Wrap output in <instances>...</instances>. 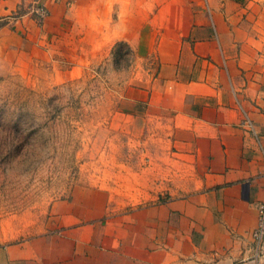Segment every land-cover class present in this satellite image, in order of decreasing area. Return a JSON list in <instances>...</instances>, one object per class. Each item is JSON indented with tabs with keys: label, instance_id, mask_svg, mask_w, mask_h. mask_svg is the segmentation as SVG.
<instances>
[{
	"label": "crops",
	"instance_id": "0c3cea01",
	"mask_svg": "<svg viewBox=\"0 0 264 264\" xmlns=\"http://www.w3.org/2000/svg\"><path fill=\"white\" fill-rule=\"evenodd\" d=\"M18 1H0V14ZM167 11L165 20L164 8L150 17L134 9L118 35L136 58L156 60L138 98L172 129L159 168L166 194L119 207L102 188L74 190L52 204L57 228L0 245V264L252 263L264 196V71L247 68L220 9ZM23 22L0 25L3 49L38 37L33 20ZM260 254L264 262V241Z\"/></svg>",
	"mask_w": 264,
	"mask_h": 264
},
{
	"label": "rangeland",
	"instance_id": "374dc122",
	"mask_svg": "<svg viewBox=\"0 0 264 264\" xmlns=\"http://www.w3.org/2000/svg\"><path fill=\"white\" fill-rule=\"evenodd\" d=\"M210 1L19 0L0 14V25L33 20L38 34L0 46V245L57 228L52 204L74 190L102 188L119 207L166 194L159 168L172 129L138 98L156 60L136 58L118 35L134 9L150 17L164 8L167 20L171 8L211 6L247 68L264 71V0Z\"/></svg>",
	"mask_w": 264,
	"mask_h": 264
},
{
	"label": "built area",
	"instance_id": "2783aa9c",
	"mask_svg": "<svg viewBox=\"0 0 264 264\" xmlns=\"http://www.w3.org/2000/svg\"><path fill=\"white\" fill-rule=\"evenodd\" d=\"M246 121L250 122L248 119H246ZM257 211V224L251 232L254 251L251 264H264V262L258 259V256L261 255L260 251L264 241V196L257 204Z\"/></svg>",
	"mask_w": 264,
	"mask_h": 264
}]
</instances>
